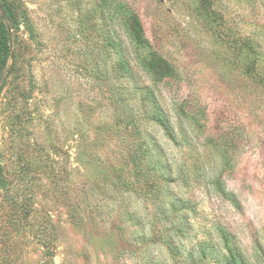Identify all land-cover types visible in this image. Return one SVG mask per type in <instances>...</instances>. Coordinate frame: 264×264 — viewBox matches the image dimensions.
I'll use <instances>...</instances> for the list:
<instances>
[{
    "label": "rangeland",
    "instance_id": "rangeland-1",
    "mask_svg": "<svg viewBox=\"0 0 264 264\" xmlns=\"http://www.w3.org/2000/svg\"><path fill=\"white\" fill-rule=\"evenodd\" d=\"M19 1L27 25L0 96V264H226L230 249L264 264V89L224 35L264 49V0H123L173 68L157 85L173 137L147 123L135 146L110 96L113 18L96 0ZM223 131L235 149L207 141ZM129 146L136 162L120 159Z\"/></svg>",
    "mask_w": 264,
    "mask_h": 264
},
{
    "label": "trees",
    "instance_id": "trees-1",
    "mask_svg": "<svg viewBox=\"0 0 264 264\" xmlns=\"http://www.w3.org/2000/svg\"><path fill=\"white\" fill-rule=\"evenodd\" d=\"M96 1L97 6L104 10L106 18L109 20L113 18L112 23L116 28L115 39L111 38L108 41L113 45L117 56L115 62L117 83L111 89L110 96L114 102L113 108L119 128L132 137L129 142L134 146L138 138L141 139L147 123L155 124L166 136L172 138L174 127L157 89L162 80L173 76L172 65L152 46L143 22L134 8L123 0ZM201 1L207 4L209 0ZM203 12L214 22L222 17L219 12L210 8ZM25 21L26 13L19 0H0V96L7 87L13 70L17 30L21 23L27 25ZM226 29L228 30L224 35L227 46L234 52L235 57L243 61L245 74L264 89V49L250 35L243 37L238 31L233 32L232 28ZM122 34L127 36L129 44L127 47L123 46V40L120 38ZM139 71L148 76L150 83L140 80ZM178 110L183 111L184 106H179ZM207 141L219 147L223 146L226 150L237 147L233 135H226L225 131L218 137H210ZM137 150L138 148L132 149L129 146L121 154L120 159L136 162ZM6 180L0 157V193L7 189ZM223 235L229 242V234L224 232ZM237 253L230 249L226 264H238V261L241 263L243 257Z\"/></svg>",
    "mask_w": 264,
    "mask_h": 264
}]
</instances>
